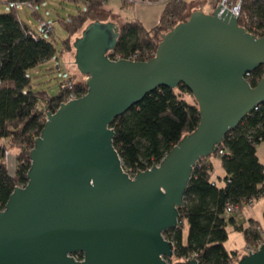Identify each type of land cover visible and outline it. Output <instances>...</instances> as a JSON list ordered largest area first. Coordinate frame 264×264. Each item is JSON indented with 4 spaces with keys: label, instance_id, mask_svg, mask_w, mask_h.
<instances>
[{
    "label": "water",
    "instance_id": "obj_1",
    "mask_svg": "<svg viewBox=\"0 0 264 264\" xmlns=\"http://www.w3.org/2000/svg\"><path fill=\"white\" fill-rule=\"evenodd\" d=\"M118 38L116 24L97 21L76 39L75 65L87 76V92L48 114L28 183L0 211V264L176 262L165 233L179 226L194 169L264 103V78L256 87L247 80L264 66V37L240 27L222 3L163 35L149 61L112 60ZM180 85L199 106L197 130L159 165L131 176L115 147L114 120L158 88ZM238 258L264 264V244Z\"/></svg>",
    "mask_w": 264,
    "mask_h": 264
},
{
    "label": "trees",
    "instance_id": "obj_2",
    "mask_svg": "<svg viewBox=\"0 0 264 264\" xmlns=\"http://www.w3.org/2000/svg\"><path fill=\"white\" fill-rule=\"evenodd\" d=\"M48 0H0L8 10L0 13V211L18 186H26L31 168V151L40 137L49 113H55L70 94L60 91L52 96L47 91H35L30 73L74 49V43L92 23V14L109 0H60L82 4L85 11L59 20L67 35L63 48H57L55 30L36 31L23 20L21 10H29L42 20L37 8ZM123 9L135 6L134 0H119ZM149 4H164L159 22L148 29L141 21L127 22L119 29L116 48L108 53L112 60L154 58L163 35L188 17L189 4L184 0H145ZM224 0H207L213 13ZM235 2L236 0H230ZM239 26L257 38L264 37V0H241ZM14 4V7H11ZM25 5L24 9L18 6ZM28 6H31L28 7ZM82 31L81 36H77ZM47 34V35H45ZM77 36V37H76ZM87 76H72L74 93L80 98L87 92ZM264 78V66L251 73L247 80L256 87ZM189 97L191 101L187 99ZM201 116L191 91L184 85L176 89L161 87L147 95L140 104L116 118L115 147L125 170L135 175L159 165L187 135L195 132ZM264 143V103L254 110L225 137L212 156L222 161L226 172L224 185L214 177L211 157L201 159L194 169L184 204L180 209L179 226L165 233L175 246V264L197 256L199 264H237L236 252H228V226L242 232L249 248L264 244L261 224L250 219L247 226L238 224L236 214L228 212L230 205L241 210L246 204L264 196V164L258 147ZM14 150L15 173H10L6 152ZM188 233L185 237V228ZM83 259V254L77 255Z\"/></svg>",
    "mask_w": 264,
    "mask_h": 264
},
{
    "label": "rangeland",
    "instance_id": "obj_3",
    "mask_svg": "<svg viewBox=\"0 0 264 264\" xmlns=\"http://www.w3.org/2000/svg\"><path fill=\"white\" fill-rule=\"evenodd\" d=\"M192 7L203 3L204 0H185ZM164 9V4H148L142 3L141 0H136L135 6L130 9H123L121 2L119 0H109L102 8L97 9L93 12L90 22H101L109 15H115L116 20L120 23L142 21L146 28L150 29L158 24L160 15ZM8 10V6L0 4V13ZM84 5L63 3L60 0H48L43 6L37 8L39 15L42 20L52 25L55 30V39L57 41V48L61 50L63 48V41L66 39L67 35L59 26L60 19H67L71 15H77L79 11H85ZM208 11V9H206ZM211 14V13H210ZM21 18L28 23L38 32H43L39 27L41 26L40 21L31 15V12L27 9L20 11ZM82 31L77 34L81 36ZM47 35V34H45ZM76 36V37H77ZM72 62L63 59V55H58L54 60L47 62L41 66L37 71L30 73L33 78V89L35 91H47L50 95L55 96L61 91V83L67 81L72 76L81 77L80 72L75 65V49L71 50ZM67 53V52H66ZM65 54V53H64ZM64 63V64H63ZM189 101L191 99L187 97ZM264 163V160L261 159ZM211 161L214 163L217 172L215 178L221 177V160L216 157H211ZM10 173H15V163L12 162V157H10L9 163ZM236 218L238 224L244 226L248 225L250 219H254L261 224V228L264 233V196L260 199L254 200L252 203L245 205L241 210L236 212ZM229 239L225 243V248L228 252H236L239 255L244 254L249 249L255 250L256 248H249L246 244L245 236L242 232L234 230L232 225L228 228ZM188 229L185 228V237L187 236ZM254 251V252H255ZM240 261V259H238Z\"/></svg>",
    "mask_w": 264,
    "mask_h": 264
},
{
    "label": "built area",
    "instance_id": "obj_4",
    "mask_svg": "<svg viewBox=\"0 0 264 264\" xmlns=\"http://www.w3.org/2000/svg\"><path fill=\"white\" fill-rule=\"evenodd\" d=\"M222 4L224 5V7L226 9H228L230 12H232L233 14H235L236 16H239L240 14V10H241V5H242V1L241 0H236L235 2H232L230 0H224L222 2ZM14 4H11V7H14ZM26 6L25 5H20L18 6L19 9H24ZM31 8V6H28ZM41 26L39 27L42 31H44L45 33H49L51 31H53L54 27L50 24H48L45 21H40ZM133 61H136L135 59H131ZM250 74H248L249 76ZM247 76V77H248ZM61 90H63L66 93L70 94V98L68 101L74 100V99H78L79 97L77 96V93H74L75 90V86L74 83L72 81H69V79L63 83H61ZM259 106L255 108V110H258ZM48 119V115L45 117V120L47 121ZM10 157H11V153L10 152H6V158L8 160V162L10 163ZM131 175V174H130ZM134 176V175H131ZM247 205V204H246ZM228 212L231 214H236V212H238L237 208H235L234 206L230 205L228 207ZM262 245H258V248L256 250H258ZM255 250H251L249 249L247 252H252ZM77 260H80V258L78 256H75Z\"/></svg>",
    "mask_w": 264,
    "mask_h": 264
},
{
    "label": "crops",
    "instance_id": "obj_5",
    "mask_svg": "<svg viewBox=\"0 0 264 264\" xmlns=\"http://www.w3.org/2000/svg\"><path fill=\"white\" fill-rule=\"evenodd\" d=\"M135 2H136V0H134ZM185 1V0H184ZM141 2L142 3H147L145 0H141ZM185 2H187V1H185ZM188 3V2H187ZM149 4V3H148ZM189 4V3H188ZM206 9H208V11L206 10ZM198 10H203L205 13H208V14H210V11H211V9H210V6H209V4H208V2H207V0H204L203 1V3H201V4H198V5H196L195 7H192L190 4H189V10H188V14H189V16L193 13V12H195V11H198ZM100 21H103L104 23H107V22H112V23H114V24H116L117 26H118V28L120 29V27L124 24V23H120V22H118L117 20H116V17H115V15H109L108 17H106L105 19H102V20H100ZM140 21V20H139ZM142 22V21H141ZM72 52H67V53H65L63 56H62V58L64 59L65 57H66V60H68V61H71L72 62V54H71ZM35 71H37V70H35ZM14 153H15V151L14 150H12L11 151V157H12V162L13 163H15L16 162V159H15V155H14ZM258 153H259V156H260V159H263L264 160V143H262L259 147H258ZM262 161V160H261ZM212 162V161H211ZM263 163V162H262ZM264 164V163H263ZM212 165H213V168H214V177H215V174L217 173V172H215L216 171V169H215V166H214V163L212 162ZM221 167V173L223 174L221 177H218V180H217V178H215V180H216V182L219 184V185H224V178L226 177V172H225V170H224V168H223V165H222V162H221V166H220V164H219V168Z\"/></svg>",
    "mask_w": 264,
    "mask_h": 264
},
{
    "label": "flooded vegetation",
    "instance_id": "obj_6",
    "mask_svg": "<svg viewBox=\"0 0 264 264\" xmlns=\"http://www.w3.org/2000/svg\"><path fill=\"white\" fill-rule=\"evenodd\" d=\"M80 260H82V259H80Z\"/></svg>",
    "mask_w": 264,
    "mask_h": 264
}]
</instances>
